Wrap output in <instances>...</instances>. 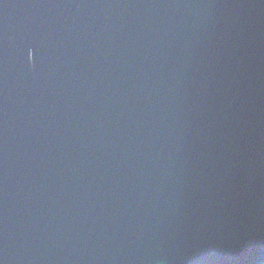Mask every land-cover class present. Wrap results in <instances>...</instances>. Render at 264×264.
Here are the masks:
<instances>
[{"label": "water", "instance_id": "95a60500", "mask_svg": "<svg viewBox=\"0 0 264 264\" xmlns=\"http://www.w3.org/2000/svg\"><path fill=\"white\" fill-rule=\"evenodd\" d=\"M0 264H264V0H0Z\"/></svg>", "mask_w": 264, "mask_h": 264}]
</instances>
